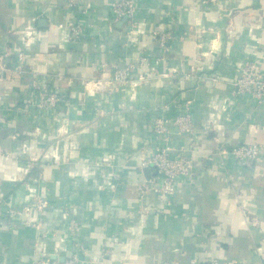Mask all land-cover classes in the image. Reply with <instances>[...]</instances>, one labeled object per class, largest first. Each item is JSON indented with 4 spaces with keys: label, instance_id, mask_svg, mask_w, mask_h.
Listing matches in <instances>:
<instances>
[{
    "label": "crops",
    "instance_id": "0c3cea01",
    "mask_svg": "<svg viewBox=\"0 0 264 264\" xmlns=\"http://www.w3.org/2000/svg\"><path fill=\"white\" fill-rule=\"evenodd\" d=\"M112 1L77 0L67 10L64 0H0V50L9 67L25 54V75L0 81V151L8 154L0 158V264H36L35 242L59 262L81 247L80 264H264V103L229 101L243 62L264 77V0H138L129 38ZM69 21L81 25L80 37L62 27ZM152 33L174 38L168 52ZM139 56L148 67L135 89L86 87ZM34 73L62 97L53 110L26 106ZM185 103L192 179L169 204L155 194L139 201V152L159 144L152 121L172 120ZM172 139L176 153L187 150V137ZM239 144H256L259 159L238 166L217 157ZM33 194L48 202L29 216L39 230L6 215Z\"/></svg>",
    "mask_w": 264,
    "mask_h": 264
},
{
    "label": "built area",
    "instance_id": "2783aa9c",
    "mask_svg": "<svg viewBox=\"0 0 264 264\" xmlns=\"http://www.w3.org/2000/svg\"><path fill=\"white\" fill-rule=\"evenodd\" d=\"M67 10H72L77 5V0H64ZM138 0H116L110 3V12L115 21L124 19L129 21L130 29L127 36L132 33L136 25V12ZM73 38L82 35L81 25L69 21L62 26ZM151 37L158 42V47L162 52H168L167 42L171 41L170 34L152 33ZM179 40L182 36L176 37ZM10 53L6 50H0V81L11 80L22 77L24 74L25 54L17 52L14 56V64L9 67ZM148 67L146 57L139 56L131 62H127L121 67H115L112 74L104 79L92 81L86 84L93 90L112 92L117 88L128 87L129 90L145 81V74L141 73ZM140 73H137V71ZM176 73L175 69L163 73V77H172ZM152 75L149 76L151 78ZM29 81L30 93L26 98V106L37 112H46L53 110L62 101V97L55 92L48 91L40 82L37 74H32ZM58 80L62 77L58 76ZM246 97L253 100L257 105L264 103V77L258 70L254 62L245 61L242 64L241 74L235 80L230 92L229 101H236L239 98ZM183 112L175 116L172 120L164 117L154 118L151 124V131L159 142L158 146L150 149H142L139 152L138 170L143 174V170L149 169L147 177L143 176L142 180L136 187L137 199L143 200L148 194H155L166 204L171 202L176 193V188L181 181L189 182L192 179L195 164L192 154L196 152L195 129L192 115L189 110V104L182 105ZM185 136L189 140L186 151L176 153L172 145V138ZM15 139V136H12ZM187 154V155H186ZM220 159L226 158L232 160L236 165L243 166L246 162H253L259 159L261 155L260 148L256 144H239L230 149L220 148L217 153ZM8 157L7 153L0 151V158ZM40 178V177H39ZM38 178V179H39ZM37 180H33L36 182ZM48 207V202L40 195L33 194L19 208H10L6 211L9 217L21 218L24 225L35 230L40 229L39 221L29 219L31 214L41 215ZM1 215V212H0ZM69 231L76 235L78 224L74 220L69 221ZM37 252L36 264H80L79 254L82 252L81 247H76L73 252L63 262L52 259L48 252L38 249V242H35ZM194 264V263H192ZM196 264V263H195ZM201 264H218L215 259H208Z\"/></svg>",
    "mask_w": 264,
    "mask_h": 264
},
{
    "label": "water",
    "instance_id": "95a60500",
    "mask_svg": "<svg viewBox=\"0 0 264 264\" xmlns=\"http://www.w3.org/2000/svg\"><path fill=\"white\" fill-rule=\"evenodd\" d=\"M143 174H144L145 177H147L148 174H149V169H145V170H143ZM51 258H52V259H55L54 257H51Z\"/></svg>",
    "mask_w": 264,
    "mask_h": 264
}]
</instances>
